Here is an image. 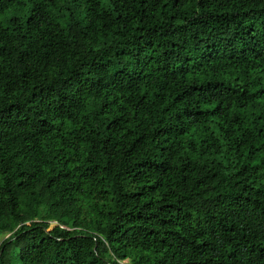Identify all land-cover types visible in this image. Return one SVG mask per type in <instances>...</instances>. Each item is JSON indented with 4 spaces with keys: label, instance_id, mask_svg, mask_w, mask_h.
Here are the masks:
<instances>
[{
    "label": "trees",
    "instance_id": "trees-1",
    "mask_svg": "<svg viewBox=\"0 0 264 264\" xmlns=\"http://www.w3.org/2000/svg\"><path fill=\"white\" fill-rule=\"evenodd\" d=\"M7 234L0 264H264V0H0Z\"/></svg>",
    "mask_w": 264,
    "mask_h": 264
},
{
    "label": "rangeland",
    "instance_id": "rangeland-1",
    "mask_svg": "<svg viewBox=\"0 0 264 264\" xmlns=\"http://www.w3.org/2000/svg\"><path fill=\"white\" fill-rule=\"evenodd\" d=\"M53 227H54V225H52V227H51V228H53ZM8 236H10V234L3 235V236L0 238V242H1V240H2V239L6 238V237H8Z\"/></svg>",
    "mask_w": 264,
    "mask_h": 264
}]
</instances>
